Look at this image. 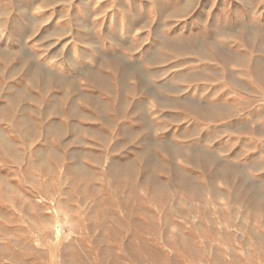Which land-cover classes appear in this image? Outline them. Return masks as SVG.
Here are the masks:
<instances>
[{"label": "rangeland", "instance_id": "obj_1", "mask_svg": "<svg viewBox=\"0 0 264 264\" xmlns=\"http://www.w3.org/2000/svg\"><path fill=\"white\" fill-rule=\"evenodd\" d=\"M0 264H264V0H0Z\"/></svg>", "mask_w": 264, "mask_h": 264}, {"label": "bare ground", "instance_id": "obj_2", "mask_svg": "<svg viewBox=\"0 0 264 264\" xmlns=\"http://www.w3.org/2000/svg\"><path fill=\"white\" fill-rule=\"evenodd\" d=\"M120 172V171H119Z\"/></svg>", "mask_w": 264, "mask_h": 264}]
</instances>
